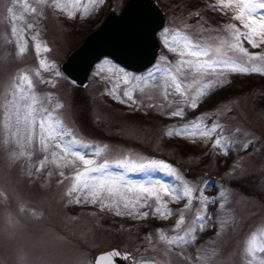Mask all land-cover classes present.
<instances>
[{
  "label": "rangeland",
  "instance_id": "obj_1",
  "mask_svg": "<svg viewBox=\"0 0 264 264\" xmlns=\"http://www.w3.org/2000/svg\"><path fill=\"white\" fill-rule=\"evenodd\" d=\"M155 1L165 12L166 24L157 34L160 53L154 64L141 73H133L108 58L101 59L93 67L87 86L79 88L82 102L75 106V89L63 78L61 64L80 45L86 32H92L108 12L118 13L126 0H102L94 5L89 0H60L67 5L64 9L53 7L52 0H27L28 11L16 0H0V264H92L96 254L113 248L127 257L126 264H264V253L248 251L253 235L257 244L264 245V73H226L223 85L200 97L198 106L191 108L189 104L197 89L212 77L185 81L183 96L166 90L170 74L165 71V58L174 64L180 57L164 46L162 30L188 34L214 59L232 58L239 62L237 55L227 51V43L233 40L226 25L234 23L239 27L240 23L232 19V9L221 10L216 0H202L209 9L206 17H214V22L208 24V18L195 8L188 9L185 0ZM260 12L264 14V10ZM20 16L22 20L18 19ZM13 24L17 28L15 35L11 32ZM37 43L41 45L39 56ZM243 46L250 54L264 55V43L253 48L243 40ZM42 59L47 62L44 68L40 65ZM253 63L264 68V61ZM157 65L161 72L156 73L154 80L129 79L125 83L122 78L124 74L129 78L147 77ZM116 69H123V74ZM25 74L32 82V89L25 85V91L36 95L37 108H47L61 127L69 129L72 136H66V140L75 138L93 146L78 149L86 159L96 162L90 167L107 160L110 167L95 175L111 172L121 174L127 181H158L173 188H182L183 181L194 189L192 205L186 206V198L165 195L163 201L171 215L161 218L154 213L155 198L148 199L145 207L137 206L135 216L127 214L122 202L120 216L114 209L102 208L99 201L95 205L83 202V196L81 203H75L77 193L69 196L68 191L76 169L83 171L85 166L51 145L47 151L42 150L38 125L29 140L21 100L25 93L17 89ZM117 84L123 103L108 95ZM237 88L242 90L213 103L214 97ZM125 91L133 100L123 96ZM13 99L20 105L19 123L14 115L5 119L6 108L14 111ZM57 104L62 107L56 108ZM181 109L183 116L171 115ZM197 117H210L206 119L208 126L213 122L221 124V137L168 135L169 130L175 131ZM217 138H222L228 148L224 144L216 146ZM249 138L260 144L244 152L238 142ZM96 148L104 151L97 155ZM226 151L232 153L227 158ZM45 156V166L37 171ZM119 159L132 163L163 161L175 169L181 180L164 171L141 173L115 167ZM65 161H73L75 167H62ZM61 171L64 177L59 175ZM228 182H235L241 189L230 188ZM201 189L210 200L216 199L207 212L197 203ZM220 191L225 193L224 197L219 196ZM121 192L125 197L129 195L123 189ZM105 196L101 193L104 204H112L113 200ZM145 211L147 217L139 215ZM181 215L184 223L177 229ZM198 215L205 216L202 232L199 222L193 224ZM192 226L197 228L195 243L167 242L172 236L184 235Z\"/></svg>",
  "mask_w": 264,
  "mask_h": 264
},
{
  "label": "snow or ice",
  "instance_id": "obj_2",
  "mask_svg": "<svg viewBox=\"0 0 264 264\" xmlns=\"http://www.w3.org/2000/svg\"><path fill=\"white\" fill-rule=\"evenodd\" d=\"M16 2L22 4L25 8V11H28L27 0H16ZM43 2L44 0H41V3ZM89 3L94 5L96 3H102V0H89ZM52 6L57 9H64L67 7V5H62L60 0H52ZM216 6H218L221 10L232 9L235 12L232 19L240 23L239 27L234 23L226 25V28L231 33L233 42H225L227 43V51H230L234 55H237L239 58V62L237 61V59L232 58H212V54L205 50L201 44L194 41L188 34L181 35L179 31H173L168 28H164L161 32L164 46L168 48L170 52L180 57V59L177 60L174 64L173 62H170L167 60V58H165V64L168 65L165 71L170 74V82H166V90L171 89L175 93L183 96L185 94V81L192 79L195 82L197 77H212V79H209L202 88L197 89L196 95L191 98L189 106L193 109L198 106V99L200 97L207 95L209 91L223 85L226 79V73H264V68L255 66V64L253 63L257 60L264 61V55L250 54L249 50L243 46V40H246L253 48H257L259 47L260 43H264V14H261L260 12V10H264V0H216ZM11 11L12 10L9 9V12ZM85 11L87 12L88 8H85ZM31 12H36V8H31ZM69 15L72 16L74 15V13H69ZM18 19L22 20L23 16L18 17ZM28 27L31 28L32 25L29 24ZM241 28H243L244 31H241ZM11 32L13 35L17 33L15 24H13ZM40 48L41 45L37 43L36 53L38 56L41 55ZM24 51L25 49L23 47L20 48L21 53H23ZM45 51H48V49L45 48ZM219 54L220 50L217 49L216 55ZM226 54L227 53H225V55ZM46 63L47 62L42 59L40 61L41 68H44ZM100 71L102 72L104 71V69L101 68ZM116 72L123 74V69H116ZM159 72H161V69L157 65L154 71H149L147 73V77L133 76L129 78L126 74H124L122 75V78L124 79L125 83H128L129 79L140 81L151 78L154 80L156 78V73ZM56 75L59 76V73H57ZM25 85L27 86V89H32V82L26 74L20 77V83L19 85H17V89L18 91L25 93L21 96V100L24 101V121L29 129V140H31L32 131L38 125L39 144L42 150L47 151L49 145H51L52 147L59 148L64 153H68L71 156L75 157L85 166L83 171L76 169V174L72 177L74 183L71 189L68 191L69 196H71L73 193H77L75 203H81V196H83V202L95 205L99 201L102 208L108 207L110 211L114 209L115 214L117 216H120L122 215L120 202H122L123 209L128 210L127 214L129 216H135L137 214V206L145 207L148 199L155 198L156 206L154 207V213L158 214L161 218L171 215V209L167 207V202L163 201V197L165 195H169L173 199L186 198V206L192 205L194 189L190 187L188 183L183 181L182 188H173L158 181H127L121 174H114L111 172H108L105 175L101 176L95 175L96 173L104 172L110 167L107 160L99 166L90 167L96 162L93 159H86L85 154L78 151V149L92 148L93 146L87 143H82L75 138L66 140V136H72V133L68 128L61 127L60 121L54 119L52 114L48 112L47 108L36 107V95L34 93L28 94L25 91ZM118 87L119 85L117 84L113 88V90L109 91L108 95L114 96L116 99L120 100V102L123 103L124 100L121 99L117 91ZM123 96L126 97L127 100H133V97L129 94L128 91H125L123 93ZM48 102L51 103L50 96L48 98ZM133 102L135 103V101ZM61 107L62 105L60 104L56 105V108ZM11 109L14 111H10L6 108L5 119L7 120L14 115L16 117L17 123H19L21 118V111L20 105L15 99H13V101L11 102ZM33 113L35 114L34 116ZM171 115L174 117L183 116L184 111L183 109L173 111ZM35 117H39V119H36ZM206 119L211 118L197 117L189 121L187 124L179 127L175 131L169 130L168 135H190L192 137H206L208 139H211L213 136L221 137L223 126L216 122H213L211 126H208V124L206 123ZM229 131L231 132V129H229ZM236 131L239 133V129H237ZM254 135L255 134H253V136ZM221 144H224L223 139L217 138L215 140V145L219 146ZM259 144L260 141H256L254 140V138H249L246 140H240L238 142V147L242 151L248 152L250 148L256 147ZM224 147L227 149L228 145L224 144ZM105 148H107V146H105ZM102 151H104V149H95V153L97 155H99ZM231 154L232 153L230 151H226L224 153L225 158H227V156ZM52 156L53 158H55L57 156V153L54 151L52 153ZM47 160L48 157L45 156L44 160H42L40 163V168H37V171H40L45 166V162ZM69 165L75 167L73 161H65L62 167H68ZM115 167L125 168L130 172L141 173L164 171L166 174L174 176L177 180H181V177L176 174L175 169H173L171 165L155 159L147 161L141 160L138 163H132L128 160L119 159L115 161ZM49 175H51V173H49ZM59 175L61 177H64L65 173L61 171ZM121 189H123V191L127 192L129 195L125 197L123 195V192H121ZM101 193H106L105 198H111L113 200V203L110 205H105L103 199L101 198ZM224 195L225 193L223 191L219 192L220 197H224ZM142 200L144 201V203H141ZM197 203L202 205L204 211L207 212L209 204H215L216 199L213 198L210 200L204 194L203 189H201L199 191ZM220 207L223 208L224 205L220 204ZM139 215L147 217L148 212L145 211L139 213ZM204 219V215H198L197 220L193 222V224L197 222L200 223L199 231L201 232L204 230V225L202 223ZM183 223L184 216L181 215L180 222L176 225V228L179 229ZM158 231L162 232V230ZM196 232L197 228L195 226L189 227L184 235L172 236L167 240V242L169 244L175 245H187L195 243V241L197 240ZM160 238L161 240L165 239L163 235H161ZM256 241L257 238L255 235H253L251 240L249 241V253H264V245L257 244ZM108 255L118 256L120 254L109 253ZM122 258L127 259V257ZM105 259V256L101 255L97 258L95 264H104ZM145 264H147V262H145Z\"/></svg>",
  "mask_w": 264,
  "mask_h": 264
},
{
  "label": "water",
  "instance_id": "obj_3",
  "mask_svg": "<svg viewBox=\"0 0 264 264\" xmlns=\"http://www.w3.org/2000/svg\"><path fill=\"white\" fill-rule=\"evenodd\" d=\"M166 24L164 10L155 0H126L118 13L106 17L84 37L61 64L63 78L76 88H85L93 67L103 58L133 73L150 68L160 53L158 32ZM119 253L118 256L108 255ZM104 264H126L116 248L100 252Z\"/></svg>",
  "mask_w": 264,
  "mask_h": 264
},
{
  "label": "trees",
  "instance_id": "obj_4",
  "mask_svg": "<svg viewBox=\"0 0 264 264\" xmlns=\"http://www.w3.org/2000/svg\"><path fill=\"white\" fill-rule=\"evenodd\" d=\"M196 1L198 2V0H185V4L188 6V9H197L199 12H201V14H203L205 17L206 15L209 14V9H208V5L207 4H203L202 3V0H200L198 3H196ZM212 16V15H211ZM206 17V19L208 18V21L205 22V24H208L209 22L213 23L214 22V17ZM91 31H88L84 34L87 35L89 34ZM253 85H257V84H260V83H256V82H251ZM250 85V84H249ZM251 87V86H250ZM75 89V95H74V99H73V102H74V105L77 106V104L81 103V98H80V92H82V89H79V88H76V87H73ZM242 89L245 90V87H243ZM242 89H229V90H226L224 91L223 93L219 94L217 97H214L212 100H213V103H216L220 98L224 97L225 95H228L230 93H234V94H237L239 93ZM203 108H201L202 110ZM200 112V110H199ZM227 185L232 188V189H235V190H240L241 188L238 186V184H236L235 182H228Z\"/></svg>",
  "mask_w": 264,
  "mask_h": 264
}]
</instances>
